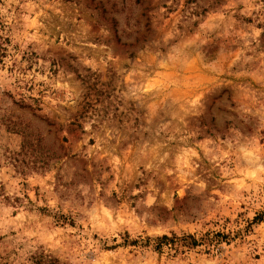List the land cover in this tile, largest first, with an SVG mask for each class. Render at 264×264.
<instances>
[{"label": "rangeland", "instance_id": "rangeland-1", "mask_svg": "<svg viewBox=\"0 0 264 264\" xmlns=\"http://www.w3.org/2000/svg\"><path fill=\"white\" fill-rule=\"evenodd\" d=\"M0 264H264V0H0Z\"/></svg>", "mask_w": 264, "mask_h": 264}, {"label": "trees", "instance_id": "trees-1", "mask_svg": "<svg viewBox=\"0 0 264 264\" xmlns=\"http://www.w3.org/2000/svg\"><path fill=\"white\" fill-rule=\"evenodd\" d=\"M161 241H168V238L166 236H162L160 240H158V242H161ZM171 241V240H169Z\"/></svg>", "mask_w": 264, "mask_h": 264}]
</instances>
